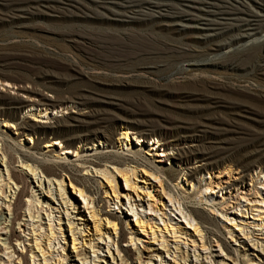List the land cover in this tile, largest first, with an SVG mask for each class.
Listing matches in <instances>:
<instances>
[{
  "label": "rangeland",
  "instance_id": "1",
  "mask_svg": "<svg viewBox=\"0 0 264 264\" xmlns=\"http://www.w3.org/2000/svg\"><path fill=\"white\" fill-rule=\"evenodd\" d=\"M31 1L34 0H0L1 3H11V5L6 7L3 6L9 10V7L29 10H32L33 6L38 7L36 2L31 3ZM73 1L74 2L63 0L62 2L61 0H52L51 5H55L53 6L54 10L56 12H62L59 14L54 13V16L35 15L29 18H22L15 23L0 20V79H2L1 73H5L6 75L26 79L27 86L41 89L49 96H53L54 92H58L63 96H73L83 92V89L88 86L86 81L72 77L70 66L76 65L85 73L89 75L92 74L90 76H93L98 82L100 81L102 83L105 81L110 83L115 80L113 82L115 84L116 82L120 83V81L121 83H129V85L126 86H119L117 83L115 86H108L106 89L102 90L103 93L110 94L122 100V110H112L110 114L105 115L106 118L112 119L109 134L111 136L112 146L116 150L121 147V143H119L118 140L121 132L119 123L120 118H122V120L134 119L144 125L157 123L188 126L205 125L204 128L209 125V127L217 128L215 132L218 133L222 141V149L220 151L224 152L222 156H226L227 158L225 165H231L235 177H239L243 174L238 172L240 168L235 165L237 161L244 164L252 160H258L264 165V49L260 47V45L252 46L249 43L242 49H237L239 46L236 45H233V48L230 47L225 49L216 47V45L229 43L233 39L231 37H236L247 31L245 28L237 30L229 25V23H233L234 17L232 15H216V17L204 15L202 12H196L195 10L183 6L186 4L192 5V3L188 1H181V3L172 1L171 3L176 9H169L163 6L160 7V12L173 14L175 11H187V16L180 21L181 23L179 21H177V23L179 22L178 25L187 24L188 27L177 25L167 26L158 21L149 20L147 16L139 15L138 17V15L128 13L138 10L140 11L139 13L158 11L157 8L150 7L152 8L150 9L147 8L146 5H142L143 7H134L132 11L130 9L125 10V15L127 14L126 17L111 16V18H107L105 15H101V13L98 12L104 11L103 13H105L109 11L101 8L98 4L89 0ZM116 1L120 4H129L126 3L128 0H124L123 2L122 0ZM208 1L209 0H206L207 4L199 5V7H205V9L202 8L205 11L218 12L216 8L210 7L211 4L209 3L214 2L215 4L217 3L218 6L224 3L217 0ZM229 1L231 4L233 3L232 5L236 4L232 0ZM239 1L247 2L251 5L250 7L254 6L256 1V3L264 4V0ZM175 4H177V6H175ZM2 8L0 12H4L5 9L3 8V10ZM99 8L101 11H99ZM107 8H110L113 12H116L115 10H117V12H124L122 7L117 5L107 4ZM144 9L146 11H144ZM82 12H86L88 16ZM193 17H197V19L191 20ZM112 18L122 19L113 20ZM210 19H215L216 22L218 21L221 23L209 25ZM225 40H227V42ZM239 44L241 45L243 42ZM46 76L57 77L59 81L53 84L51 88L45 89V87H43L45 81L42 77ZM101 86L104 85L101 84ZM0 92L6 95L17 96L15 87L12 88L9 85L7 86L1 81ZM42 111L43 110H39L38 108L32 111L23 108L18 111L17 117L21 121L37 119L38 121L49 122L52 116L49 117L44 115ZM79 111L83 112L84 109H61L53 117L63 119L70 115H76ZM4 119V117H0V132L8 133L11 137L17 138V140L19 139L18 141L21 140L20 143L22 145H33L27 143L28 138L24 136L19 137L13 130L9 129V127L5 125ZM225 128L228 130H222ZM35 137L36 140L40 141L38 144L40 151H48V154L65 160L71 158L75 159L78 156L75 152L64 151V146L56 143L53 146L43 148L45 144L43 141L45 138L46 140H51L53 137L52 135L37 134ZM130 138L132 147L140 150L144 156L146 152L149 153L146 157L155 165L160 168L166 167L171 169L170 180H167V182L176 186V190H179V193L182 195L187 193V191H185L187 183L184 182L178 165L170 162L168 159L165 160L163 156L155 157V155H153L155 153L154 149H156L155 145L157 141L154 142L149 138H143L139 143L135 136L130 135ZM157 138L159 139V137ZM165 138L170 139L169 136H165ZM207 141V135H205L202 143L205 144ZM153 142L154 145L151 146ZM83 148L86 149V147ZM151 148L152 150H149ZM2 158L3 156L0 154V159ZM20 161L21 159H19L18 155L14 154L13 165L16 168L20 167ZM190 163V166L194 167L198 166L200 162H198V160H191ZM1 164L2 162H0V171L4 175V178L2 177L1 180L5 179V181H1L0 188H3V190L1 188L3 195L6 194L11 197L13 190L9 189L7 187L8 185H5V183H7V172L4 169V165L1 166ZM225 165H215L213 169L210 170V174L203 172L197 177L202 186L200 188L202 194L206 195L209 199L210 197H217V200L213 202L205 201L204 199L199 200L198 196H200L201 192H198L197 195L192 198V203L189 204H194L197 207L199 206V208H202L213 217L217 227L222 230L223 236L226 238L228 244L238 250L239 255L236 257L233 253L229 252V250L225 249L223 242L216 237L206 235V237L209 238V242L206 244L205 239L201 240L197 234L191 236L192 227L186 224L179 211L174 208H178V204L174 202L175 205L173 207V205L167 201V197L163 193V197H159L161 193L159 194L157 182L151 178L149 180V177L145 176L146 179L144 178L142 182L141 174L136 179L138 180V187H142V190H138L140 197H137L135 192L126 187L122 178L116 175L115 180L118 192H121L119 193V200L123 205H120L119 202L112 197L111 191L105 182L104 188L97 187L96 185L98 184H95L98 191L96 194H92L94 204H86L78 193L70 188L68 180L63 177L66 191L65 197L67 200L71 198L74 204L69 208L68 213H70V217H73L71 221H74L75 224H82L84 222L75 217L77 214L82 215L81 218L87 220L88 232H85L87 236H84L86 238H88L89 235H94L92 218L89 216V211L93 210V206L94 208L96 206V208H104L106 211H111L120 218L121 223L118 224L117 227H122L124 229V239H119V228H117L116 236L112 234L110 240L104 238V240H100L98 243L97 240H94L97 248L99 247L97 252L99 257L105 260L107 264L115 263L111 259V254L107 253L108 246L111 249L110 252L114 254V256L117 255L116 258H118V260L122 258V256L125 258L127 257L122 251L119 252L120 255H118L116 249H121L120 246L126 250L130 249V256L127 258V264H140L137 256L138 252L135 251L136 254L133 252L137 246L135 244H128L127 238L130 234L135 239H141L138 245L140 247L139 254H141L142 261L146 262L151 258L148 261L152 264H173L172 257L174 255L178 262L179 251L188 254L185 264H222V262L226 264H235L232 262L235 258L238 261L236 264H251V262L261 264V262L258 261V258H261L259 257L261 254L257 251L258 248L253 250L251 247H253L252 243L254 241H258L264 245V226H261L262 228L254 227V224L264 223V203H262L264 202V186L259 184V182L264 184V170L261 173H259V168L251 169V171L249 170L248 173L250 177L247 175L248 178L245 180L246 186H242V191L244 193L239 190L238 193L234 195L236 189L233 190L232 188L230 189L232 196L228 197L229 189L217 191L216 188H213L211 194L210 191H205L204 184L207 182L208 177L210 175L213 177V174L216 175L219 168ZM79 168L81 169L82 167L79 165ZM79 172L81 174L83 170ZM35 176L36 179H33L31 175L27 177V182L30 184L27 188V193L28 196H31V188L36 190V194H38L40 198V204H37V207L34 208V212L42 206L39 212L40 217H34L33 220L29 218L27 210L29 203H25V198L22 197V201H24L22 203L23 206L19 208L18 211L20 213V219L13 222L15 233L21 235L24 244H27L28 241H26V239H29V235L27 236L25 234L30 233L27 231V228L30 229V225L28 224L37 220L38 222L34 223L35 229L38 225H41L43 228L47 227L48 219L45 210H48L47 213L52 211L49 218L56 220L53 225L57 224V217L62 216L61 226L63 234L62 236L59 235L57 231L58 227L56 226L58 240L54 242V246L51 244V247L53 246L51 251L53 252L50 258H52L54 262V259H57L55 258L57 256V251L60 252L61 249L59 248L63 246L65 248L64 253H68L70 262L75 264V262L71 261V259L75 257V253H71L70 231L66 225L67 217L64 213L55 212L58 211V209L62 212V208L64 207L60 205L61 202L58 193L55 195V186L51 185L54 197H52L51 194H46L45 196V193L43 196L39 188L37 190L36 181L38 176H40L41 183L43 184L42 186L46 189L47 180L42 177L41 174ZM90 178H92V176ZM250 178L251 181H249ZM196 186L197 184L194 181L193 188L189 189L188 193L193 194L197 192L198 188ZM105 189L108 190V197H106L104 193ZM256 190L258 193H255L257 192ZM146 191L151 192V198L145 195ZM123 192H130V194H132V199H130L132 203L142 205V207L137 206V217L133 216L131 211H127L128 206L126 205V198L123 196ZM222 194L226 196L224 201H221L220 198ZM3 195L2 197H4ZM241 196H245L248 201ZM99 199L103 200L99 201L97 204ZM253 199L255 202H259L255 203ZM251 200H253V203ZM45 201L47 204H44ZM237 201L240 206L230 208L235 206ZM148 202L152 203V205L156 202L152 207H154V209L160 208L161 211L155 213L153 211H148ZM159 202L164 203L166 206L162 208ZM74 206L75 208L73 209ZM210 206H215L216 209L225 213L231 220L228 221L219 212L212 211ZM3 207L5 206L0 195V209ZM3 211L9 214L6 207L5 209L3 208ZM163 212L165 215L162 214ZM37 215L38 214L34 213V216ZM139 216L143 220L148 219V222H152L158 226L160 230H163V222L160 218L166 221L172 219L170 220L171 224L186 228L188 232L185 235L178 233L177 237H173V235L171 236V234L164 231V238L167 239L168 248H170L171 251L169 255L165 253V250L164 252L161 251L159 258H156L152 255L154 252H151L150 249H164L166 243L165 245L163 244V246L160 241H154L155 244H151L153 239L150 231H147L148 228L145 229L146 232H143L135 225V220L138 219ZM257 217H260L262 220H256ZM6 218L7 222L5 221V224H0V228L10 223L8 220L11 219V217L7 215ZM23 223L24 225H22ZM223 223H226L228 228H224ZM236 223L244 226V228L246 227V231H248L250 238L246 236H244V239L241 238L242 233L235 230L238 229L235 226ZM106 226L102 228V233L105 231ZM82 227L84 226L82 225ZM3 230H0V238L2 239L5 238V235L2 233L6 232V230ZM229 230H232L233 239L237 240L231 241V235L228 234ZM39 231L43 232L44 230L41 229ZM141 232L144 235H141ZM156 232L157 235H160L158 231ZM109 233H111V230ZM77 235L78 234H76V237ZM63 238L66 240L65 244L63 243ZM217 240L220 247L216 246ZM250 240H252V242ZM58 241L61 243L57 245ZM112 241H115V245H112ZM11 243L13 245L15 241L11 240ZM193 244L195 245L194 248L192 246ZM201 244H205L208 248L202 249ZM235 245H240V247ZM25 246L29 248V246ZM13 247L16 250L20 248L19 245H13ZM83 248H79L77 251L81 250V252H87V248H84L85 250ZM220 248L224 250L221 252ZM6 252L10 253L11 249H6L5 253ZM59 252L58 255L61 253ZM97 253L93 254L91 251L87 252L89 256L88 261L91 262L90 264H95L93 263V258L96 264H106L104 262H99V258H95ZM205 254L213 261L209 262V259H204L203 257ZM29 255V252H27L26 257L29 258ZM196 255H199L198 261L195 258ZM1 256L4 262H6L7 256L3 253L2 245L0 246V257ZM149 256L151 257L148 258ZM15 258L16 255L11 257L13 260ZM160 259L164 261L160 262ZM261 260L263 261L264 259ZM28 262V264H31V260H28ZM76 263L82 264V261L77 260Z\"/></svg>",
  "mask_w": 264,
  "mask_h": 264
},
{
  "label": "bare ground",
  "instance_id": "2",
  "mask_svg": "<svg viewBox=\"0 0 264 264\" xmlns=\"http://www.w3.org/2000/svg\"><path fill=\"white\" fill-rule=\"evenodd\" d=\"M61 1L63 2V0ZM66 1L74 2L73 0H66ZM89 1L98 4L103 9L108 10L109 12H105V13H103L104 11L98 12L101 13V15H105V17L107 18H111V16L126 17L127 14L125 15V10L130 9L132 11L134 10V7L137 6L146 5L147 8L150 7L157 8L158 9V11L156 10L157 12L139 13L140 11L138 10L128 13L138 15V17L139 15L147 16L149 20L158 21L167 26L177 25L182 27L185 26L188 27L187 24L178 25V23L187 16L186 14L187 11L185 10L175 11L173 14L163 13L160 12L161 11L160 7L164 6L169 9H176L174 5H172L171 3L172 1H178L180 3L181 1H188L189 3H192V5L186 4L183 6L188 7L191 10H195L196 12H202L204 15H212L215 17L216 15H232L234 17L233 23H229V25L237 30H239L240 28L243 29L245 28V30H247L240 35L237 36L235 35L236 37H231L233 39L229 43H225V44L217 43L220 44V45H216V47H218L219 49L230 48L233 45L239 46V48L237 49L240 48L242 49L248 43L252 46L260 45V47L264 49V33H261L264 32V4L256 3L257 1L252 7H250L251 5H249L247 2H244L243 0H242L243 2H240L239 0L238 1L232 0L234 3H236L234 5H232L233 3L231 4L229 0L227 1L217 0L222 3L223 2L225 3V4L223 3L221 6H218L217 3L216 5L213 1L212 2L214 3V5L213 3H209L211 4L210 7L216 8L218 12L205 11L203 10L205 9V7L203 8L202 6L201 7L203 9L200 8L199 5L207 4L206 0L205 1L204 0H128L126 1V3L129 4H124V3L120 4L119 2L117 3L116 0H89ZM123 1L124 0H122V2ZM32 2H36L38 4V7L37 6L36 7L33 6V8L31 7L32 10L23 9V8H11V7H9L10 8L9 10L5 7L11 5V3L6 4L0 2V9L3 6H5L3 7L5 10L2 8L4 12H0V20L9 23H15L22 18H29L35 15L54 16V13L57 14L62 13V12H56L54 10L53 6L55 5H51L52 0H34L31 1V3ZM208 2H210V0ZM107 4L121 6L124 12L122 11L117 12V10H115L116 12H113L110 10V8H107ZM177 4H175V6H177ZM166 10L169 11L168 9ZM99 11H101V9ZM144 11L146 10L144 9ZM82 13L83 14L85 13L86 16H88L86 12H82ZM119 19L122 18H117L113 20H119ZM196 19L197 17L191 18V20H196ZM214 20L212 19L211 21H209L208 24L212 25V24L221 23V22L219 23L218 21L216 22V20L215 21ZM177 21L179 22L177 23ZM225 41L227 42V40ZM241 42H243V44L240 45L239 43ZM70 70L72 72L71 75L73 78L84 80L88 84L87 88L83 89V92L73 96L72 95L63 96L58 92H54L53 96H49L48 94L44 93V91L41 89L35 88L33 86H27L26 79L22 77L11 76V75H6L5 73H1L2 79H0V81L7 86L9 85L12 88L15 87L17 90V96L6 95L0 92V117L5 118L4 119L5 125L8 126L9 129L13 130L15 134L19 135V137L24 136L28 138L27 143L33 145H29V146L22 145L20 143L21 140L18 141L19 139L17 140V138L11 137L10 135H8V133L0 132V151H1L0 154L3 156V158L0 159V162H2L1 166L4 165V169L7 172V183H5V185L6 186L8 185L7 187L13 190V194L12 195L10 194L11 197H9V195L6 194L3 195V191H2L3 188L1 187L2 190L0 188L1 199L3 200V204L7 208V211L9 212V214H6L3 211V208L5 209V207L0 209V224L3 223L5 224L7 222V218H6L7 215L11 217V219L8 220V222L10 223H8L5 227L2 226L0 228V230L3 229L6 230L5 233H2L3 235H5V238L3 239L0 238L1 241L0 246L1 245L3 246V253L7 256L6 262H4L2 256L0 257V264H11L12 262H13L12 264H28L29 263L28 260H31V264H72V262H70V259L68 257V253L67 254L64 253L65 248L63 246L59 248L61 249L60 251L61 253L57 251L56 254L57 256L55 257L57 259H54L55 260L54 262L52 261V258H50L53 252L51 251V248L53 249V246L55 244L54 242L58 240L56 234V226L58 227L57 231L59 232V235L62 236L63 234L62 226H61L62 216L61 217L58 216L57 224L53 225V223L56 220L49 218L52 211L47 213L48 210H45L48 219V224L46 225L47 227L43 228L41 225H38L35 229L34 223L38 222L37 220L32 221L31 224H28L30 225V229L27 228V231H29L30 233L25 234L27 236L29 235V239L28 238L26 239V241H28L27 244H24L21 235L15 233L13 222L18 221L20 219V213L18 211L19 208L23 206L22 205V203L24 202L22 201L23 198H25V203L26 202L29 203L27 208L29 218L33 220L34 217L36 218L40 217L39 212L41 211L42 206L34 212V208L37 207V204H40V198L38 197V194H36V190H33L31 188V196H28L27 193L28 192L27 188L30 186V184L27 182L28 175H31L33 179H36L35 175L37 174L39 175L41 174L42 177L46 178L47 180V188L45 189L42 186L43 184L41 183L42 181L40 179V176H38L39 179L37 178L36 181L37 190L39 188L41 193H43V196L45 193V196L46 194H51L52 197H54L53 189H51V187L54 185L55 195L56 193H58L61 202L60 205L61 207L64 206L62 208L63 209L62 212L59 209L58 211L55 212L61 214L64 213L67 217L66 225L70 231L71 253H75L74 254L75 257L71 259V261L75 262V264H77L76 263L77 260L82 261V264L91 263L90 261H88L89 256L87 255V252L91 251L93 254H95L99 250V247L97 248L96 243H94V240H97V243L100 242V240H104V238L110 240L112 234L116 236L117 228H119V239H124L125 234H124V229L122 227H117L118 224H120L121 222H120V218L116 216V214L112 213L111 211H106L104 210V208L103 209L98 207L96 208V206L94 208L93 206V210L89 211V216L92 218L94 235H91L92 238L90 235L88 236V238L84 237L87 236L85 232H88L87 220L81 218L82 215L77 214L75 215V217H77L78 220H82L84 222L82 224H75L74 221H71L73 217H70V213H68V210L74 204L72 203L71 198L67 200L65 197L66 191H65V182L63 180V177H65L68 180L70 184V188L73 189V191H75L76 193H78V195L83 199V201L86 204H90V205L94 204V198L92 194H96L98 191L95 187L96 183L98 184L96 185L97 187L99 186L100 188L101 187L104 188L103 186L105 182L107 187L111 191L112 197L116 201H118L120 205H123V203L119 200L120 199L119 193L121 192H118V188L115 180L116 175L122 178L124 185L129 189H131L133 192H135L137 197H140L138 194L139 193L138 190H142V187H138L137 185V181H138L136 180L137 177H139L141 174L142 182L145 177H149V180L151 178L157 182V187L159 188V194L161 193V196L159 195V197H163L162 196L163 193L164 195H166L167 201L170 202L171 205H173V207L175 205L174 202L178 204V208L177 207L174 208L177 211H179L182 218L185 220L186 224L192 227V233L190 234L191 236H195L197 234L201 240L205 239L206 244L207 242H209L208 241L209 238L206 237V235L216 237L218 240H221L223 242L225 249L233 253L235 257L238 256L239 255L238 250L228 244L226 238H224L223 236L222 230H220L217 227L213 217L210 214L206 213L202 208H199V206L197 207L194 204H189L192 203L191 202L192 198L196 196L198 192H201L200 188L202 186L200 185V180H198L197 177L200 176L201 173L203 172L210 174V170H212L215 165L217 166L219 164L222 165L226 164L225 161H227V158L226 156H222L224 152L220 151L222 149L221 146L222 141L220 140L218 133L215 132L217 128L209 127V125L206 126V128H204L205 125L188 126V125H179V124L173 125V124H161V123L144 125L141 122L136 121L134 119L122 120V118H120L119 123H120L121 132L118 140L119 143H121L120 144L121 147H119L116 150L112 146L111 136L109 134L110 123L112 122V119L106 118L105 115L110 114L112 110H122V100L110 94L103 93L102 90L106 89L108 86H113V85L115 86L117 83H118L117 85L119 86H126L129 85V83L128 82L121 83L120 80H118L120 81V83L116 82V84L113 83L115 80H113L110 83H107L105 81L102 83L100 81L98 82L96 81L97 79L95 80L93 76H90L92 74L89 75L85 73L84 71H82V69H80L76 65H71ZM42 78L45 81L43 85L45 89L51 88L53 84L59 81V79L54 76L51 77L46 76ZM101 84H103L104 86H101ZM23 108L29 111H32L34 109L36 110L37 108L39 110H43L42 112L44 115H47L49 117L52 116L50 118L51 120L49 122L38 121L37 119H29V120L27 119L21 121L17 117V113ZM71 108L84 109V111L83 112L79 111L77 112L76 115H70L63 119L53 117L59 110L61 109L68 110ZM222 130L227 131L228 129L225 128ZM37 134L53 136L51 140H46L45 138V140L43 141V143H45L43 148L53 146L56 143L64 146L63 147L64 151L75 152L76 154H78V156L75 159L71 158L65 160L48 154V151L45 152L40 151L38 147L40 141L35 139L36 138L35 135ZM130 135L135 136L136 139L139 141V143L140 141L143 140V138L146 139L149 138L154 142L157 141L155 145L156 149H154L155 153L153 155H155V157L163 156L165 157V160L168 159L170 160V162L178 165V168L182 173V178L184 179V182L187 183V187L185 188V191H187L186 194L182 195L181 193H179V190L178 191L176 190V186H173L172 184H169L167 182V180H170V173L172 171L171 169H168L166 167L163 168L158 167L149 158L146 157V155H149V153L146 152L144 156L140 150L132 147L130 143L131 142ZM205 135H207L208 141L205 144H203L202 142ZM165 136H169L170 139H166ZM157 137H159V139ZM154 142L151 144V146L154 145ZM83 147H86V149H84ZM149 150H152V148ZM14 154L18 155L19 159H21L20 161L21 165H19L20 166L19 168L18 167L16 168L13 165ZM191 160H198V162L200 163L198 166L191 167L190 166ZM79 165L80 167H82L81 169L79 168ZM235 165L240 168L238 172H240V174L243 173L241 176L235 177L231 165H225L224 167L219 168V171H217L216 175L213 174V177L212 175L208 177L207 182L204 184V190L210 191L211 194V192H213V188H216L217 191H220L221 189H226V190L229 189L228 197H230L232 196V192L230 191V189L232 188L233 190L236 189L234 195H236L239 190L243 192L242 186H246L245 180L248 177H250L249 176L250 174L248 173L249 170L251 171V169L259 168L260 169L259 173H261L264 170V165H262V163L258 160H252L244 164H242L240 161H237ZM81 170H83V173L80 174L79 171ZM3 176L4 175L0 171V183L1 181L2 182L5 181V179L1 180ZM91 176L92 178H90ZM194 181L197 184L196 187L198 188V191L193 194H190L188 192L189 189L193 188ZM249 181H251V178L249 179ZM259 184L264 186L263 183L259 182ZM104 193L106 194V197L109 196L108 190L105 189ZM145 193H146L145 195L148 198L152 197L150 191H146ZM255 193H258V191ZM2 195L4 197H2ZM131 195L132 194H130V192H123V196H125L126 198V205L128 206L127 211H131L133 216L137 217L138 215L137 206L142 207V205L132 203L130 200L132 199ZM225 197L226 196L222 194L220 197L221 201H224ZM241 197L246 201H248V199H246L245 196H241ZM198 198L199 200L204 199L205 201H209V202H213L217 200L216 199L217 197L215 198L210 197L209 199L206 195H203L202 192L200 196H198ZM102 200L103 199H99L97 201V204L99 203V201ZM253 200H251L252 203ZM155 203L156 202H154L153 205H155ZM159 203H160L159 205H161L162 208L166 206L164 203L161 202ZM44 204H47V202L45 201ZM147 205H148L147 208L148 211H153L154 213L161 211L160 208L154 209V207H152L153 206L152 203L150 202H148ZM238 206H240V204L237 201V204L230 208H234ZM74 208L75 206L73 207V209ZM210 209L212 211L219 212L226 220L228 221L231 220L226 216L225 213H223L219 209H216L215 206H210ZM34 213L38 215L34 216ZM162 214L165 215L164 212ZM258 219L260 221L262 220L260 217H257L256 220ZM160 220L163 222V230L162 229L160 230L158 226H156L152 222L151 223L148 222V219L143 220L142 218H140V216L138 219L135 220V225L139 227L143 232H146L145 229L148 228L147 231H150V234L153 239L151 241V244H155L154 241L162 242V246L163 244L165 245L166 243L164 249L162 248L150 249L151 252L152 251L154 252V254L152 255H154L156 258H159L160 256L159 254L161 253V251L164 252L165 250V253L168 255L171 251L170 248H168L167 239L164 238L165 237L164 231L171 234V236L173 235V237H177L178 233L185 235L188 232L186 228H182L179 225L171 224L170 220L172 219H168L166 221L163 220V218H160ZM22 225H24V223ZM82 225L84 227H82ZM105 226L106 229L102 233V228H104ZM223 226L224 228H228V226H226V223H223ZM235 226L238 228L235 230H237V232L239 231L240 233H242L241 238L244 239V236L250 238V236L248 235V231H246V227L244 228V226H241L238 223H236ZM261 226H264V223L254 224V227L257 228ZM41 229H43L44 231L43 232L39 231ZM110 230L111 233H109ZM156 231H158L160 235H157ZM162 231H163V235H162ZM76 234H78L77 237ZM142 234L143 233L141 232V235ZM228 234L231 235L230 238L231 241L237 240V239L235 240L233 239L234 236L232 235L233 234L232 230H229ZM11 240L15 241V244L13 245H19L20 248L17 250L14 249ZM140 240H141L140 238L135 239L133 236H131V234L127 238V241L129 242L128 244H135L137 246L133 252L135 254L136 252H138L137 256L139 263L152 264L148 261L151 259L150 258L151 256L148 257L150 259H148L146 262L142 261L141 259V254H139L140 247L138 245ZM218 240L216 241L217 242L216 246L220 247V245L218 244ZM63 241H64L63 243L65 244L66 240L64 239ZM250 241L252 242V240ZM59 243L61 242L58 241L57 245ZM51 244H53L52 247ZM113 244L115 245V241H112V245ZM25 245L29 246V248H26ZM252 245L253 247L251 248L253 250L254 249L256 250L258 248L257 251L259 252V254H261V256H259L261 258H258V261L261 262V264H264V260L263 261L261 260L264 259V245H262L258 241H254ZM192 246L194 248L195 245L193 244ZM201 246L202 249L208 248L206 247L205 244H201ZM235 246L240 247V245H235ZM83 247L87 248V252L86 251L81 252V250L77 251L79 248L82 249ZM9 248L11 249V252L5 253V250ZM120 248L121 249L119 250L116 249L117 254L120 255L119 252L122 251L124 252L126 257L129 258L130 249L129 250L123 249L122 246H120ZM110 250L111 249L108 246L107 253L111 254V259L112 261L115 262L113 264H118V263L127 264V258L122 256V258H119L118 260V258H116L117 255L114 256V254H112ZM222 250L224 249L220 248L221 252ZM27 252H29L30 254L29 258L26 257ZM58 252L60 253L59 255ZM13 255L14 256L16 255V258L14 260L11 259ZM187 256L188 254L186 252L179 251L178 262L176 261L175 255L172 257L173 261L169 258L167 259L171 260L173 264H182V263L185 264V262H187V258H188ZM198 256L199 255L195 256L196 260L198 259ZM95 258H99V262L101 263L103 262L106 263L105 260H102L99 257L98 253L96 254ZM203 258L209 259V262L213 261L210 260V258H208L207 254H205ZM159 261L161 262L162 259H160ZM232 262L236 264L238 261L235 258L233 259ZM93 263L96 264L94 258H93ZM222 264H226V263L222 262ZM251 264H257V263L251 262Z\"/></svg>",
  "mask_w": 264,
  "mask_h": 264
}]
</instances>
